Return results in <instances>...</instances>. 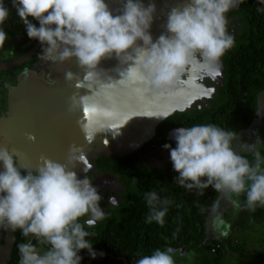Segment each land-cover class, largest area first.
Wrapping results in <instances>:
<instances>
[{"label":"clouds","instance_id":"clouds-1","mask_svg":"<svg viewBox=\"0 0 264 264\" xmlns=\"http://www.w3.org/2000/svg\"><path fill=\"white\" fill-rule=\"evenodd\" d=\"M258 2L264 4V0ZM7 3L15 8L27 37L41 45L34 56L38 60L50 64L74 60L84 81L97 84L105 73L100 68L102 61L115 58L129 64L125 75L142 85L141 90L162 93L181 82L193 60L219 68L221 58L235 43L228 14L244 0H183L167 9L165 32L155 40L151 34L157 13L153 0L147 5L143 0H121L116 11L109 7V0ZM9 19V9L0 0V47L9 37L4 31ZM14 26L8 22L6 27ZM24 38L19 36L16 42ZM72 78V73L66 74L67 80ZM173 137L175 147L162 146L177 173L173 183L189 192L195 190L198 196L209 188L217 193L209 224L214 233L226 235L221 231L222 215L216 212L220 199L241 208L239 197L243 196L244 210L264 208V155L260 151L264 139L248 144L241 141L239 132L214 124L177 127ZM144 199L148 208L145 223L163 226L171 201L156 191L147 192ZM102 200L87 173L81 178L50 159L35 170H22L11 152L0 149V232H19L23 237L17 244L19 264H82L81 252L93 260L98 255L102 258L104 254H98L89 239L94 233L87 230L105 219ZM108 201L118 203L114 196ZM174 256L170 247L156 249L135 264H175Z\"/></svg>","mask_w":264,"mask_h":264},{"label":"trees","instance_id":"trees-1","mask_svg":"<svg viewBox=\"0 0 264 264\" xmlns=\"http://www.w3.org/2000/svg\"><path fill=\"white\" fill-rule=\"evenodd\" d=\"M7 1L4 0L8 8ZM258 9H264V4L258 0H244L239 8L229 13L240 16L241 31L234 35V46L221 58L217 69L221 83H218L216 96L207 99L208 106L174 112L157 125L153 138L135 151L97 158L96 167L122 189L119 193L122 202L106 215L98 229L87 228L94 233L89 239L95 249L114 258L102 257L100 263L84 258L82 264H135L140 257L166 247L174 251L184 249L187 254L193 252L201 258L202 264H221L228 254L239 255L244 249L249 250L247 245L252 240L249 246L256 250L252 264H264V232L260 244L258 239L251 237V230L256 232L255 227L262 228L260 225L263 224L264 228V208L250 212L249 220L236 227V233L229 237L224 229L230 222L225 215L223 199H220L216 212L222 215L225 228L222 226L221 231L226 235L214 233L209 224L217 193L209 188L203 196H198L195 190L189 192L173 183L177 173L173 171L169 152L162 147L164 144L175 147L174 137L170 138L174 130L193 124H214L239 132L241 141L246 143H254L256 138L253 136L264 139V11ZM36 42L29 38L21 41L12 49V59L24 56ZM37 61V57H33L25 66L31 67ZM18 71L8 74L15 76ZM203 78V75L199 78L200 89L211 94L212 90L201 84ZM189 79L183 75L179 84L184 83L185 87ZM11 81L14 85L15 80ZM0 95H6L5 88ZM253 131L255 135H252ZM155 154L165 167L141 164V158ZM246 155L253 160L251 154ZM149 191H156L162 199L171 201L163 226L145 223L148 208L144 196ZM243 200L241 196L242 205ZM229 207L235 210L232 205ZM243 212L249 211L243 209ZM261 232L260 229L258 233Z\"/></svg>","mask_w":264,"mask_h":264},{"label":"water","instance_id":"water-1","mask_svg":"<svg viewBox=\"0 0 264 264\" xmlns=\"http://www.w3.org/2000/svg\"><path fill=\"white\" fill-rule=\"evenodd\" d=\"M153 38L154 40L156 39L154 36ZM40 47L41 45L37 42L27 54L17 61L0 65V73L26 64L36 55V52ZM133 55H136V53L133 52ZM101 67L102 65L100 68ZM117 67H119L120 70L123 69L124 73L129 67V64L119 62ZM68 68H77L75 61L67 62V67L64 70L69 71ZM106 68L109 70L106 76L110 74L114 79H116L115 77L121 79L111 67V62L106 65ZM79 69L80 68L78 67V70ZM123 77L125 78H123L122 81L116 79V82L114 83L116 86L113 87L116 89L115 92H108V83H106L107 86H105V93L96 95L95 84H88L83 78L79 79L74 76L71 80L63 79L50 86L44 82L41 75L31 73L27 76L25 75L18 78L17 86L9 91L8 95L10 96L15 93V91L18 93L16 97L17 105L13 106L16 111L14 113L15 119L19 112H26L29 110L32 113L31 116L35 119L33 121L38 125L33 127L25 126L24 128L19 126L21 130L27 131L28 138L30 136L34 137L33 140L29 139L30 141L37 140L36 138L39 137L38 133H41L40 131H42V127H44L43 130L47 128L51 131L49 127H46V124L41 125V123L36 120L39 115H42L41 107H45V110L47 111L45 118L49 116V120L54 122V130H73V134H70L71 136L69 135V139L71 138L69 143L70 146H68L69 149H64L62 147L56 149L53 147L49 152L53 154V161L66 166L67 163L61 160L63 155L69 154L72 157H75L76 154L74 153L76 152H83L85 154L87 147H90V143H94L95 141V143L98 144V151L102 155H123L127 150L135 151V149L130 148H134L139 139L135 141V143H132L131 141L137 137L136 133L141 118L148 117L150 120H153L160 117L158 118V125L165 119V117L167 118L174 113V111H172L170 114L165 115V112H163L170 105L174 106L181 98L180 101L182 103L177 102L181 107L178 111H184L183 107L187 106L190 100L194 99H190L189 97V88L191 89L189 83L185 85L184 88H182L183 85L181 86V84H178L173 90L166 91L168 92V96L164 101L160 102V99H158V92L153 93L151 91H143L141 90L142 85L134 83L133 80L127 76ZM46 94H54L56 96L52 98V100L46 101L43 98ZM41 104L43 106L39 108L35 107L38 105L40 106ZM162 104H165L166 107H163ZM151 115L154 116L152 117ZM16 121L20 123L18 119H16ZM45 121V123H47L48 120ZM125 123H130L132 125L123 128V124ZM101 127L108 129L113 127L112 129L114 131H118L116 134L117 142L115 141L114 145H106V143L100 141L98 129ZM81 129L83 131L81 133V135L83 134L82 136L78 131ZM44 135L49 138V135L47 136L46 133H44L43 136ZM171 136L170 138L172 139L173 133ZM22 148L24 150V147ZM29 150L30 148L27 147V150L25 149L23 151L22 155L25 156V158H28ZM83 170L87 169L84 168Z\"/></svg>","mask_w":264,"mask_h":264},{"label":"rangeland","instance_id":"rangeland-1","mask_svg":"<svg viewBox=\"0 0 264 264\" xmlns=\"http://www.w3.org/2000/svg\"><path fill=\"white\" fill-rule=\"evenodd\" d=\"M149 2H150V0H148L147 3H145V5H147ZM153 2H155V0H153ZM168 5H169V2L166 0L165 6L168 7ZM109 7L113 11L118 10L121 7V0H119V1H110L109 0ZM8 9H9V16H10L9 20L10 21H8V20L6 21V23L4 25V29L7 30L5 32L8 34L9 37H8V40L5 42L4 46L0 47V49H2V51H3V52L1 51V54H3L2 56L5 58L8 56L10 57L9 52L13 51L12 47L16 46L18 44L16 42L17 37L24 36L25 37L24 39H26V40L28 39L26 31H25V27L23 24H20L21 20H20L19 16L17 15L16 10L12 6V4L8 5ZM8 22L9 23H12V22L15 23V26L11 29H8L6 27ZM33 22L35 23V21H33ZM161 25H162L161 22L157 26L155 25V23H153L152 28H151L152 36L158 38L161 34H163V33H161V31L165 32V28ZM229 31L231 32L230 27H229ZM240 31L239 32L233 31L231 34L232 35H239ZM157 34H158V36H157ZM25 51H23V52H25ZM38 62L40 64V60H38L37 63ZM110 62H111V67L114 69V71L118 77L120 76V78L122 79L123 78L122 76H126L125 72L123 73V69L120 70V68L117 67V64H119V61L117 59L112 58L109 60L102 61L101 69H103L105 73H101L100 82L95 84V89L97 92L96 95H100V94L105 93V85H107L106 83H108V92H115V90H116L115 88H113L116 86L114 83L116 82V79H118V81L120 79L117 77H115L116 79H114L111 77L110 74H108L106 76V74L109 72V70H107V68H106V65ZM45 65H47V64H45ZM76 65H77V63H76ZM41 66H42V64H41ZM48 67H49V65H48ZM78 67L79 66L77 65V68H68L69 71H65V74L72 73L73 77L76 76L79 79L83 78V75H84L83 71L81 69L78 70ZM191 67L193 70L192 69L190 70L192 77L190 75V79H189L190 85L189 86L191 87V89L189 88V90H190L189 97H190V99H193V98L194 99L190 100V103L187 106L183 107L184 111H189L191 108H189L188 106H192V103L194 101L196 102V100H198V102H203L201 104H203L204 106H208V100L213 99L216 96V93L218 91L217 90L218 89V83H221V80L219 79L218 75L216 74L217 69L209 68L206 65H203L201 63V72H200V70L198 69V66L196 65L194 60L191 62ZM194 71H195V77L193 76ZM201 74L205 75L207 77V79L209 80L208 82H206V85L209 87V89L212 90L211 94H209L206 91L204 93L201 91V89H200L201 86L199 85V82H198V80H199L198 77ZM16 86H17V82L15 83V87ZM183 86H184V84H183ZM203 86H204V84H203ZM182 88H184V87H182ZM153 93H156V92H153ZM17 95H18V93L15 91V93L11 94L10 96L8 95L4 99L5 100L4 106H6L8 108V113L6 114L7 120L5 121L4 118H0V124L3 125L4 127H5V125L9 126L8 127L9 129H7V128L5 129V133L7 136H10L9 130H12V131L16 130L15 128L18 125L16 119H18L19 121H20V119H23V117H22L23 115L21 113L16 116V119L14 117V113L16 111L13 108V106L17 105V103H16ZM47 96H49V97H47ZM55 96L56 95H54V94H46L43 96V98L46 101H50ZM158 96H159L158 99H160V102L164 101L166 99V97L168 96V92H162L161 95L159 93ZM180 99L177 102H181ZM177 102L174 106L170 105L166 110L163 111V112H165V115L170 114L172 111L177 112L181 108L180 105L177 104ZM195 102L193 103V105L195 104ZM263 102H264V99H263ZM41 106H43V105L41 104L40 106L38 105L35 107L39 108ZM162 106L166 107L165 104H162ZM132 107H133V105H132ZM41 113H42L43 117H42V115H39L36 120H38L41 123V125L46 124L47 125L46 127H49L51 129L52 134L49 138H47V137H45V135L43 136L42 133H38L39 138H38V140H34L33 145H32L33 147L31 148L29 153H31V152L33 153L38 145L42 148V150H48L49 148L51 150L53 147H55L56 149H59L60 147H62L64 149H69L68 146H70L69 143L71 140V138L69 139V135L73 134V130L72 129H70L69 131L61 130V129H59V130L55 129L54 130V128H53L54 122L49 120V116H47V118H45L46 113H47V111L45 110V107H41ZM151 116L153 117L154 115H151ZM158 118H160V117H157L156 119H153V120H150L148 117L140 119V124L138 125V131L136 133L137 137H135V139L132 140L131 142L135 143V141H137L138 139H139V141L134 148H130V149L137 150L139 147L142 146V144L148 142L149 140H151L153 138V136L155 134L154 129H155V127H157V123L159 122ZM45 120H48L47 123H45L46 122ZM130 125H132V124L125 123V124H123V128H125L126 126H130ZM112 128L110 127V129H108L105 127H101L98 129L101 142L106 143V141H107L108 142L107 144H109V145H114V142L115 141L117 142L116 134L118 131H114ZM78 131L80 132V135L83 132L82 129L78 130ZM252 135H255V131H253ZM252 138L257 139L258 136H253ZM15 141H18V140L13 139L12 143L14 146L16 145ZM95 142L94 143L89 142L90 147L89 146L87 147L85 154L83 152H80V153L76 152V153H74V154H76L75 157H72L71 155L66 154V155H63L61 157V160L66 162L67 163L66 166L69 169L76 171L77 174L82 173L83 168H86V169L88 168V166L86 164L88 162L87 158L89 157L90 154L91 155H97V156L102 155L99 153L98 144H96ZM247 143L251 144L250 142H247ZM109 147H111V146H109ZM127 149H129V148H127ZM23 151L24 150L22 148L21 149V156L23 154ZM132 151H134V150H127V152H125V154H128ZM260 151H261V154L264 155V146H262L260 148ZM119 155H122V154H119ZM45 159H46L45 157H39V159L37 160L38 165L36 168L41 166ZM141 162H142L141 164H147V165L153 166V167L154 166L155 167L164 166V163L158 159V156L156 154L152 155L151 157H147L146 160H145V158H143ZM112 188H113V186H111L109 188V190H111ZM104 195L102 194L103 199H104ZM240 199H241V197H239V200ZM116 201H118V200L116 199ZM105 203H106V201H105ZM222 204H225L224 205L225 215H226V218L230 222L229 226L226 229H224V231H226L227 235L230 237V236L234 235V233H236V231H235L236 227L242 225V223H244L247 219L249 220V218H247V215L248 214L250 215V212H243V207H242L243 205L242 204H241V208H235L234 207L235 210H233V211L229 207L231 205L230 203L223 200ZM245 213H247V214H245ZM260 226L262 228H260L258 226H257V228L255 227L256 232L251 230V232H252L251 237L258 239V244L261 243V240H260L261 234L264 232L263 224ZM260 229L262 230V232L258 233V231L260 232ZM247 234H248V232H247ZM11 237H13V234L11 232H0V247L2 248V251H5L9 247H11L10 245L13 243ZM252 241H249L248 243L251 244ZM249 244L247 245L248 246L247 248H249V250L244 249L243 251L240 252L239 255L230 253L225 257V259L223 260V262L221 264H252L253 258L256 254V250L254 248L252 249V247L249 246ZM174 259H175V264H202L203 263L201 261V258H199V256L197 254H195L193 252H189L187 254V253H185L184 249L181 251H175ZM2 263H4V261Z\"/></svg>","mask_w":264,"mask_h":264},{"label":"flooded vegetation","instance_id":"flooded-vegetation-1","mask_svg":"<svg viewBox=\"0 0 264 264\" xmlns=\"http://www.w3.org/2000/svg\"><path fill=\"white\" fill-rule=\"evenodd\" d=\"M110 1H119V0H110ZM148 0H143L144 3H147ZM165 1L166 0H155V4L157 7V13L154 19V23L157 26L160 22H161V26L164 27V25L166 24V11L169 7L171 6H175V5H179L181 3H183V0H167L169 2L168 7L165 6ZM160 14V15H159ZM229 16V25L228 27H230L231 32L233 31H239L241 28V24H240V16L236 13H232V14H228ZM165 28V27H164ZM161 33H164V31H161ZM11 53V51L9 52ZM3 54L0 53V65L2 64H9L12 62L17 61L18 59L13 58L10 55V57H3ZM21 58V57H20ZM19 58V59H20ZM198 66V69L201 72V63L196 60ZM27 64V63H26ZM26 64L14 68V69H10L8 71H4L0 73V93L2 92V89L5 88L6 90V95L3 97V95H0V118H4V120H7V116L6 114L8 113V108L4 103V99L5 97L8 96L9 91H11L14 87L15 84L12 85V81L11 80H15V83L17 82L18 78L23 77L26 75H28L29 72H37V73H43L46 74L47 72V67L49 65V63H44L40 60V64L39 62L36 64H32L33 66L31 67H27L25 66ZM39 64V65H38ZM42 64V66H41ZM47 64V65H45ZM16 69H19L17 75L13 76L11 74H8L10 71H14ZM192 67H190V65L186 68L184 76H187L188 78L191 75V70ZM193 70V69H192ZM203 74H201L199 78H201ZM193 76L195 77V71ZM12 77V79H11ZM14 77V79H13ZM203 82L201 81V84H204V87L209 88L206 85V82H208L209 80L207 79V77L205 75H203ZM186 78V77H185ZM199 82V80H198ZM207 101V100H206ZM195 102V101H194ZM193 102V103H194ZM190 103V102H189ZM192 106H188L189 108H191L190 110H193L194 108H198L201 107V103L203 102H198V100H196L195 104ZM7 108V109H6ZM22 114L23 119H20V123H18V125L16 126V130L12 131L9 130L10 136H7L5 133V129H9L7 125H5V127L3 125L0 124V149H7L9 152H11L13 154L14 159L16 160L18 166L22 169V170H35L37 169V165L38 162L37 160L39 159V157H45L46 159H51L53 160V154L49 153L50 152V148L48 150H42V148L38 145L35 149V151L32 153H28V158H25V156H21V149L22 147H24V150H27V147L31 148L33 147V142L34 141H30L27 135V131L26 130H21L20 127L24 128L25 126H38L36 125L37 123L33 120H35L32 116H31V111L27 110L26 112H19L18 114ZM30 120V121H29ZM40 125V124H39ZM20 126V127H19ZM44 127L41 128L42 131H40L41 133H46L47 136L49 135V137L51 136V131L48 130L47 128H45V130H43ZM50 131V132H49ZM35 132V131H34ZM43 135V134H42ZM14 140H18L15 141L16 145L14 146L12 141ZM39 137H37L36 139L38 140ZM29 150V151H30ZM101 155H89L88 162H87V170H83L82 173L78 174V176H80L81 178H83V176L85 175V173H87V175L89 176V178L94 182V186L97 187L98 191L100 192V194L104 195V199L101 201V208L105 211L106 215L111 212L112 210H114L115 207H118V205H121L122 202V198L119 196V193L121 192L122 189H118L117 185L112 181L111 177H108L105 173H101V171L96 167V160L98 157H100ZM145 160L147 159L146 157ZM141 158V161L142 159ZM28 159V160H27ZM58 160V159H57ZM26 161V162H25ZM32 161V162H31ZM164 163V162H163ZM86 166V167H87ZM165 167V164L164 166ZM84 169V168H83ZM113 186V188L111 190H109V188ZM110 196H114L116 199H119L116 204H110L108 201V198ZM106 201V203H105ZM106 218V216H105ZM102 221H99L96 223V225L92 228L89 229H98L101 226ZM13 234V233H12ZM13 243L10 245L11 247H9L7 250L2 251V248L0 247V263L1 264H19V252L17 250V244L23 241V237L21 236V234L19 232H16L15 234H13V237H11ZM34 242V241H33ZM95 251L99 254V253H103V257L108 256L110 258H114L111 254L109 253H104L100 250L95 249ZM80 255L84 258L88 259V261H94V262H101L103 261L102 258L98 255L97 259L93 260L90 258V256L88 255L87 252H81ZM90 258V259H89ZM117 259V258H116ZM4 261V263H2ZM124 263L125 259H123ZM86 263V262H85Z\"/></svg>","mask_w":264,"mask_h":264},{"label":"crops","instance_id":"crops-1","mask_svg":"<svg viewBox=\"0 0 264 264\" xmlns=\"http://www.w3.org/2000/svg\"><path fill=\"white\" fill-rule=\"evenodd\" d=\"M4 31H7L4 29ZM67 67V63L65 64H50L49 67H47L46 74L43 73H37L36 75H41L42 79L47 85H54L59 81H62L63 79H66L65 68Z\"/></svg>","mask_w":264,"mask_h":264},{"label":"built area","instance_id":"built-area-1","mask_svg":"<svg viewBox=\"0 0 264 264\" xmlns=\"http://www.w3.org/2000/svg\"><path fill=\"white\" fill-rule=\"evenodd\" d=\"M20 24H23L22 21H20Z\"/></svg>","mask_w":264,"mask_h":264}]
</instances>
